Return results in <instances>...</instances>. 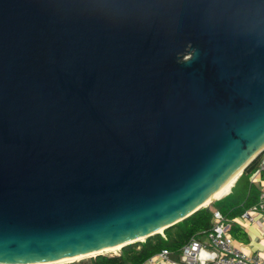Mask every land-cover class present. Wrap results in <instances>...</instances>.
Segmentation results:
<instances>
[{"label":"water","instance_id":"water-1","mask_svg":"<svg viewBox=\"0 0 264 264\" xmlns=\"http://www.w3.org/2000/svg\"><path fill=\"white\" fill-rule=\"evenodd\" d=\"M263 150L264 0H0V264L163 234Z\"/></svg>","mask_w":264,"mask_h":264},{"label":"trees","instance_id":"trees-1","mask_svg":"<svg viewBox=\"0 0 264 264\" xmlns=\"http://www.w3.org/2000/svg\"><path fill=\"white\" fill-rule=\"evenodd\" d=\"M260 160L258 156L245 168L227 196L166 229L163 234H156L145 241L127 245L121 248L118 255L96 254L97 256L88 260L67 264H144L163 250H168L171 256L177 258L191 239H201L211 230L215 210L221 212L229 221L233 237L237 241L246 242L248 240L246 232L234 220L257 205L264 193V173L261 182L251 180L259 169Z\"/></svg>","mask_w":264,"mask_h":264},{"label":"built area","instance_id":"built-area-1","mask_svg":"<svg viewBox=\"0 0 264 264\" xmlns=\"http://www.w3.org/2000/svg\"><path fill=\"white\" fill-rule=\"evenodd\" d=\"M259 156V169L251 178L256 182H261L264 173V150ZM260 199L264 200V193ZM256 209L254 207L241 216L243 225L262 226L261 221L254 217ZM144 264H264V258L245 254L230 232L229 221L221 212L215 210L211 230L201 239H191L183 247L179 260H174L168 250H163Z\"/></svg>","mask_w":264,"mask_h":264},{"label":"crops","instance_id":"crops-1","mask_svg":"<svg viewBox=\"0 0 264 264\" xmlns=\"http://www.w3.org/2000/svg\"><path fill=\"white\" fill-rule=\"evenodd\" d=\"M254 207H257V211L254 217L255 219L261 221L262 226L256 224H247L246 226L243 225V222L240 218L245 213L244 212L241 216L236 218L234 222L246 232L248 240L246 242L236 241L239 243L241 249L245 254L251 256L260 255L264 258V200L261 201L260 199L259 203L252 208ZM252 208L248 209L247 211L251 210ZM172 258L174 260H179L180 255L177 258L172 256Z\"/></svg>","mask_w":264,"mask_h":264},{"label":"bare ground","instance_id":"bare-ground-1","mask_svg":"<svg viewBox=\"0 0 264 264\" xmlns=\"http://www.w3.org/2000/svg\"><path fill=\"white\" fill-rule=\"evenodd\" d=\"M237 181V176H234L233 178H231L227 183H225L212 197L211 199L206 203L207 206H209L211 204V202L213 200H219L223 197H225L227 194L230 193L232 187L234 186L235 182ZM122 247L121 246H116V247H112V248H109L107 250H104L102 252H99L97 254H101V253H104V252H110V251H116V250H119L121 249ZM90 256H93V255H90ZM79 258H82V257H76V258H70V259H65V260H61V261H58L56 262L57 263H61V262H66V261H69V260H74V259H79ZM52 264V263H51ZM55 264V263H54Z\"/></svg>","mask_w":264,"mask_h":264},{"label":"rangeland","instance_id":"rangeland-1","mask_svg":"<svg viewBox=\"0 0 264 264\" xmlns=\"http://www.w3.org/2000/svg\"><path fill=\"white\" fill-rule=\"evenodd\" d=\"M120 250H116V251H113V252H104V253H101V255H118L120 253ZM98 255V254H97ZM97 255H93V256H86V257H82V258H79V259H74V260H69V261H66V262H61V263H57V264H67V263H72V262H80L82 260H88L92 257H95ZM100 255V254H99ZM56 264V263H55Z\"/></svg>","mask_w":264,"mask_h":264}]
</instances>
